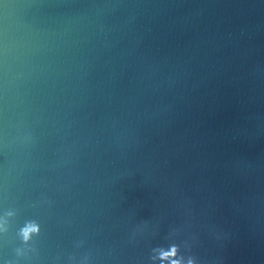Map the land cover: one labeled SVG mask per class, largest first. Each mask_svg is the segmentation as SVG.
<instances>
[{
  "label": "water",
  "instance_id": "1",
  "mask_svg": "<svg viewBox=\"0 0 264 264\" xmlns=\"http://www.w3.org/2000/svg\"><path fill=\"white\" fill-rule=\"evenodd\" d=\"M190 258L264 264V0H0V264Z\"/></svg>",
  "mask_w": 264,
  "mask_h": 264
},
{
  "label": "clouds",
  "instance_id": "2",
  "mask_svg": "<svg viewBox=\"0 0 264 264\" xmlns=\"http://www.w3.org/2000/svg\"><path fill=\"white\" fill-rule=\"evenodd\" d=\"M39 227L34 223H30L24 229H22V236L25 242H27L33 234H39ZM178 249L175 245L171 246L170 251L162 254V259L166 258L167 256H175ZM175 264V261L173 262ZM188 264H195V258H190L188 260Z\"/></svg>",
  "mask_w": 264,
  "mask_h": 264
}]
</instances>
